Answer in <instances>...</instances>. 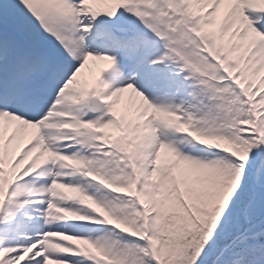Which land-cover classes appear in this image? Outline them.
<instances>
[{
    "label": "snow or ice",
    "instance_id": "6c2138e0",
    "mask_svg": "<svg viewBox=\"0 0 264 264\" xmlns=\"http://www.w3.org/2000/svg\"><path fill=\"white\" fill-rule=\"evenodd\" d=\"M0 264H264V0H0Z\"/></svg>",
    "mask_w": 264,
    "mask_h": 264
}]
</instances>
